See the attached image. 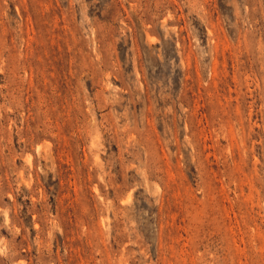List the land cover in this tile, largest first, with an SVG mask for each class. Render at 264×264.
Returning <instances> with one entry per match:
<instances>
[{
	"label": "rangeland",
	"instance_id": "obj_1",
	"mask_svg": "<svg viewBox=\"0 0 264 264\" xmlns=\"http://www.w3.org/2000/svg\"><path fill=\"white\" fill-rule=\"evenodd\" d=\"M0 264H264V0H0Z\"/></svg>",
	"mask_w": 264,
	"mask_h": 264
}]
</instances>
